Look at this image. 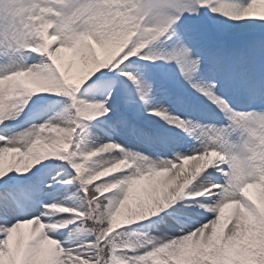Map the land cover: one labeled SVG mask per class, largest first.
I'll return each mask as SVG.
<instances>
[{"label": "snow or ice", "instance_id": "6c2138e0", "mask_svg": "<svg viewBox=\"0 0 264 264\" xmlns=\"http://www.w3.org/2000/svg\"><path fill=\"white\" fill-rule=\"evenodd\" d=\"M0 264H264V0H0Z\"/></svg>", "mask_w": 264, "mask_h": 264}]
</instances>
